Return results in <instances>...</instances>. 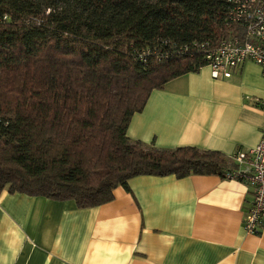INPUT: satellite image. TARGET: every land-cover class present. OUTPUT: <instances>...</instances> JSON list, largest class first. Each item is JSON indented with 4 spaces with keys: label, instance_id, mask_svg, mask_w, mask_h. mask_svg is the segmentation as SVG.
<instances>
[{
    "label": "trees",
    "instance_id": "16d2710c",
    "mask_svg": "<svg viewBox=\"0 0 264 264\" xmlns=\"http://www.w3.org/2000/svg\"><path fill=\"white\" fill-rule=\"evenodd\" d=\"M227 0H0V193L78 208L138 175H215L221 152L126 135L152 90L241 29ZM240 180V179H239Z\"/></svg>",
    "mask_w": 264,
    "mask_h": 264
},
{
    "label": "crops",
    "instance_id": "0c3cea01",
    "mask_svg": "<svg viewBox=\"0 0 264 264\" xmlns=\"http://www.w3.org/2000/svg\"><path fill=\"white\" fill-rule=\"evenodd\" d=\"M259 65L228 78L208 66L152 90L126 135L161 149L193 146L230 162L264 132ZM107 203L78 208L21 193H0V264H264V217L246 232L247 183L215 175H138Z\"/></svg>",
    "mask_w": 264,
    "mask_h": 264
},
{
    "label": "built area",
    "instance_id": "2783aa9c",
    "mask_svg": "<svg viewBox=\"0 0 264 264\" xmlns=\"http://www.w3.org/2000/svg\"><path fill=\"white\" fill-rule=\"evenodd\" d=\"M226 19L241 29L233 36L222 39L212 48L205 49L204 61L212 77L228 78L246 61L259 65L264 75V0H227ZM253 105L264 111V98L254 99ZM236 168L227 179L247 183L252 198L244 213V228L248 233L257 231L264 217V132L259 142L247 151L231 156Z\"/></svg>",
    "mask_w": 264,
    "mask_h": 264
}]
</instances>
